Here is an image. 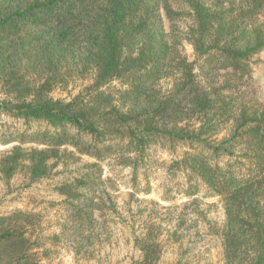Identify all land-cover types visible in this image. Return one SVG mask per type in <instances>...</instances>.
Segmentation results:
<instances>
[{"label":"trees","instance_id":"obj_1","mask_svg":"<svg viewBox=\"0 0 264 264\" xmlns=\"http://www.w3.org/2000/svg\"><path fill=\"white\" fill-rule=\"evenodd\" d=\"M175 1L193 20L183 32L165 30L164 17L182 15ZM182 41L195 50V62L178 56ZM263 51L264 0H0V82L8 97L0 110L98 139H128L137 152L156 138L201 144L212 156L189 152L176 164L224 201V264H264V102L254 95L252 67ZM89 68L96 72L91 99L50 97L64 70ZM222 72L229 76L223 81ZM171 76L173 89L160 92L158 82ZM116 79L130 83L119 107L102 90ZM229 126L231 134L219 140ZM54 154H27L33 179L47 174ZM23 157L15 148L2 172L11 176ZM61 191L78 197L72 185ZM86 207L82 220L92 217L93 198ZM159 249L157 241L143 242L141 264L157 262Z\"/></svg>","mask_w":264,"mask_h":264},{"label":"rangeland","instance_id":"obj_2","mask_svg":"<svg viewBox=\"0 0 264 264\" xmlns=\"http://www.w3.org/2000/svg\"><path fill=\"white\" fill-rule=\"evenodd\" d=\"M172 7L182 15L173 22L164 17L165 30L186 31L193 24L188 8L176 1ZM177 52L190 62L198 59L187 41ZM252 67L254 95L264 102V51L252 59ZM64 73L65 81L51 98H92L94 69ZM228 77L222 72L220 80ZM175 82L174 76L163 78L157 89L166 93ZM129 86L116 79L102 90L111 93L119 107L120 92ZM6 92L0 82V101L8 98ZM230 129L222 131L219 140L228 137ZM129 142L98 139L71 125L55 127L0 110V239L6 231L13 234L12 241H0V264H141L147 240L160 244L154 264H224V201L200 177L176 164L189 152L211 153L198 143L162 138L149 139L137 152ZM15 148L25 157L7 177L3 161ZM34 150L56 152L50 155L47 174L38 179L31 177L27 156ZM88 178L87 184L79 182ZM65 185L75 188L78 199L61 191ZM92 198V217L82 220Z\"/></svg>","mask_w":264,"mask_h":264}]
</instances>
